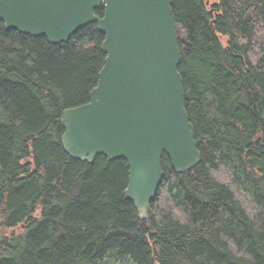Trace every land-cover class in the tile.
I'll list each match as a JSON object with an SVG mask.
<instances>
[{
  "label": "trees",
  "instance_id": "1",
  "mask_svg": "<svg viewBox=\"0 0 264 264\" xmlns=\"http://www.w3.org/2000/svg\"><path fill=\"white\" fill-rule=\"evenodd\" d=\"M173 10L202 159L178 174L164 154L147 220L125 159L63 144L62 113L105 65L98 24L53 44L0 20V264H264V0Z\"/></svg>",
  "mask_w": 264,
  "mask_h": 264
},
{
  "label": "water",
  "instance_id": "2",
  "mask_svg": "<svg viewBox=\"0 0 264 264\" xmlns=\"http://www.w3.org/2000/svg\"><path fill=\"white\" fill-rule=\"evenodd\" d=\"M174 0H0L8 29L68 42L98 24L105 65L89 102L62 113L63 144L75 159L123 158L130 168L126 197L151 218L162 183L164 154L178 174L202 159L186 109ZM104 8L103 16L96 14ZM150 226V224H148Z\"/></svg>",
  "mask_w": 264,
  "mask_h": 264
}]
</instances>
